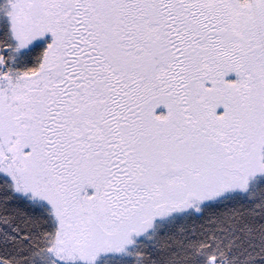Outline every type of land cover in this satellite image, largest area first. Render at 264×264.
<instances>
[{"label":"snow or ice","instance_id":"1","mask_svg":"<svg viewBox=\"0 0 264 264\" xmlns=\"http://www.w3.org/2000/svg\"><path fill=\"white\" fill-rule=\"evenodd\" d=\"M0 264H264V0H0Z\"/></svg>","mask_w":264,"mask_h":264}]
</instances>
